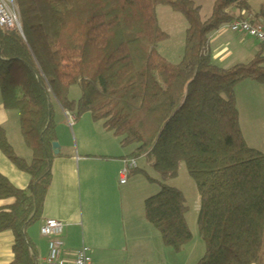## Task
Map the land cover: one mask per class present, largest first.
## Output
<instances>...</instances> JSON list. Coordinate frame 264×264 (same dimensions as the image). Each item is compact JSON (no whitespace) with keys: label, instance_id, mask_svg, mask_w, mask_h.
Here are the masks:
<instances>
[{"label":"trees","instance_id":"obj_1","mask_svg":"<svg viewBox=\"0 0 264 264\" xmlns=\"http://www.w3.org/2000/svg\"><path fill=\"white\" fill-rule=\"evenodd\" d=\"M212 1L203 21L191 0H15L22 34L0 28V92L4 109L19 116L32 161L16 155L0 128V153L31 180L19 191L0 175V204H7L0 234L14 236L12 264H37L25 231L41 218L52 183L55 106L77 118L91 114L122 147H136L131 159L152 162L162 181L141 172L160 186L145 216L165 248L180 253L193 241L184 194L164 184L184 164L201 202L205 255L197 264H264V154L243 137L235 95L243 82L264 87V52L225 70L211 64L209 50L210 37L234 21L264 29V10L252 16V0ZM160 6L188 24L176 66L158 53L168 40Z\"/></svg>","mask_w":264,"mask_h":264},{"label":"crops","instance_id":"obj_2","mask_svg":"<svg viewBox=\"0 0 264 264\" xmlns=\"http://www.w3.org/2000/svg\"><path fill=\"white\" fill-rule=\"evenodd\" d=\"M253 2L255 0L250 5ZM262 10L264 6L261 5L258 12L251 11V14L255 16ZM231 13L236 17H247L235 9ZM209 50L211 64L225 70L249 64L264 52L258 42L246 35L234 34L227 27L210 37ZM235 95L239 114L242 109H246V118L264 122V87L249 81L243 82L236 87ZM71 99L77 101L79 98ZM66 114L55 106L59 155H54L52 150V183L42 216L25 231L36 254L37 264H42L48 254V240L41 236L40 230L50 220L64 225L60 238L63 244L61 254L67 264H73L75 254L83 247L89 249L94 264H195L194 252L199 243L192 241L185 247L191 246L188 256L182 255L184 249L173 254L152 231L145 216L144 204L154 194L140 196L141 209L140 206L138 209L124 207L126 198L132 201L139 180L136 177L139 171L136 161L137 170H129L126 185L120 184V174L133 161L130 157L134 151L122 147L113 134L94 122L91 114L78 118L72 128L68 126ZM0 128L5 130L16 155L30 163L32 154L26 152L20 156L12 142V138L17 143L18 136L22 138L19 116L4 109L1 92ZM0 175L19 191H25L30 186V178L20 173L1 153ZM6 205L0 204V207ZM125 208L126 211H132L129 222L136 220L127 225ZM136 210L139 211L138 220L134 215ZM13 244L12 233L0 234V264L13 263Z\"/></svg>","mask_w":264,"mask_h":264},{"label":"rangeland","instance_id":"obj_3","mask_svg":"<svg viewBox=\"0 0 264 264\" xmlns=\"http://www.w3.org/2000/svg\"><path fill=\"white\" fill-rule=\"evenodd\" d=\"M197 7L201 10V19L203 21H207L212 14L213 11V1L212 0H191ZM264 6V0H255V2L250 5L252 12H258L260 6ZM156 14L158 18L159 27L164 34L168 36V40L159 45L158 53L159 55L170 65L176 66L180 63V58L184 55L185 50V42H186V31L188 28V24L186 19L174 13L170 7L160 6L156 8ZM71 98H80V90L78 87L72 88ZM246 109H242V113H240V127L241 132L247 145L249 148L259 151L264 154V122L258 121V119L246 118ZM246 118V119H245ZM242 120V121H241ZM256 122L255 124L252 121ZM261 123V124H260ZM102 126V125H101ZM22 137V136H21ZM19 139L20 142H19ZM116 141L121 142V139L117 138ZM12 142L15 144L17 148V152L20 156H24L25 153L31 152L26 148L25 143L22 138L18 136L17 141L12 138ZM22 143V144H21ZM128 149L134 151L136 149L135 146H130ZM30 158V156H29ZM139 166V172L136 174V177L139 179L138 183H136L135 192L132 197V201H129L127 198L125 199V203H123L124 207H133L138 209L141 205H139L140 196H145L147 194L151 197L156 196L160 191V186L156 183H149L143 173L157 181L161 182V177L155 172L152 167V162L147 160L146 158H139L136 160ZM164 184L170 188L179 190L182 192L187 200L188 207V217L187 222L189 225V229L193 235L194 243H199L195 248L194 252V263L197 264L205 255V245L201 241L197 233V221L201 209L200 196L197 190V186L195 181L189 176L186 166L181 164L179 166L178 174L175 178L169 179ZM154 193H151L153 192ZM140 197V198H139ZM132 211H124L125 224H129V218L131 216ZM139 219V211L136 210L134 214ZM152 231L156 234L159 240H161L160 234L151 227ZM193 243V242H192ZM195 245V244H194ZM184 248L182 255L188 256L190 253L191 246L189 248ZM172 251V250H171ZM175 252L173 251V254Z\"/></svg>","mask_w":264,"mask_h":264},{"label":"built area","instance_id":"obj_4","mask_svg":"<svg viewBox=\"0 0 264 264\" xmlns=\"http://www.w3.org/2000/svg\"><path fill=\"white\" fill-rule=\"evenodd\" d=\"M0 28L6 31H17L22 34L20 13L15 0H0ZM227 28L234 34L246 35L260 45H264V29L259 26H255L248 21L237 20L228 25ZM66 118L70 128L77 122V117L74 115L67 114ZM136 168V163L132 161L121 172V185L126 184L128 171L136 170ZM63 231V223L54 220L46 221L42 226L40 230L41 236L48 240V254L46 259L42 261V264H67L61 254L63 244L60 238ZM73 264H94L90 257V251L85 247L77 251Z\"/></svg>","mask_w":264,"mask_h":264},{"label":"water","instance_id":"obj_5","mask_svg":"<svg viewBox=\"0 0 264 264\" xmlns=\"http://www.w3.org/2000/svg\"><path fill=\"white\" fill-rule=\"evenodd\" d=\"M52 150H53V153L54 155L58 156L59 155V150H60V147L57 143H54L53 146H52Z\"/></svg>","mask_w":264,"mask_h":264},{"label":"bare ground","instance_id":"obj_6","mask_svg":"<svg viewBox=\"0 0 264 264\" xmlns=\"http://www.w3.org/2000/svg\"><path fill=\"white\" fill-rule=\"evenodd\" d=\"M22 24V23H21ZM68 114V113H67ZM66 114V115H67ZM69 115H72V114H69ZM75 116V115H74ZM77 120H78V118H77ZM76 124V123H75ZM133 160V159H132ZM135 163H136V160H133ZM130 162H132V161H130ZM129 162V163H130ZM129 163H128V165H129ZM128 165H127V167H128ZM136 166H137V164H136ZM138 168V167H137ZM137 168H136V170H137ZM136 170H132V171H136ZM129 172V171H128ZM127 179H128V177H127ZM127 183V182H126ZM121 184V183H120ZM126 185V184H125ZM41 234V233H40ZM86 249H88V248H86ZM89 250V249H88Z\"/></svg>","mask_w":264,"mask_h":264}]
</instances>
